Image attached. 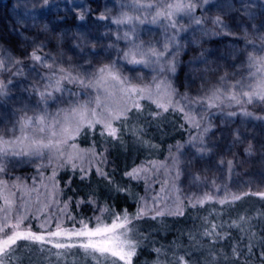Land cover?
<instances>
[{
  "label": "snow or ice",
  "instance_id": "snow-or-ice-1",
  "mask_svg": "<svg viewBox=\"0 0 264 264\" xmlns=\"http://www.w3.org/2000/svg\"><path fill=\"white\" fill-rule=\"evenodd\" d=\"M116 2L119 3L120 11L115 16L107 14L111 11L107 7L104 12L92 16L91 9L87 6L77 5L82 8V11L77 13V19L85 21V13H87L99 33L98 35L74 34L72 39L82 40L83 45L72 44L68 47L67 33L51 32L45 24L31 39L32 50L29 52L25 49L21 53L29 61L28 64L12 55L8 49L0 48V76L7 74L6 79H0V97H6L13 88L21 87L20 77L25 76V67L28 68L29 73L35 74L29 86L22 88L29 98L35 97L33 115L29 117L24 112L16 121L21 132L27 128L32 131V135L16 139H4L0 136V176L9 174V166L15 168L21 164L37 165L35 171L42 175L41 168L45 167L44 161L48 162V166L56 164L57 167H70L73 172L79 167L81 173L79 178L81 181H89L87 185L89 191L85 198L76 200L74 206L78 208L84 204L92 211V215L79 219L70 211H64L73 203L72 198L68 197L62 201L63 219L60 216L50 217L39 207V200H37L39 215L29 214L23 203V195L19 197L22 201L19 205L16 204V196L17 192L38 194L35 180L32 187L28 188L20 177H9L11 184L0 179V199L4 201L3 208H0V264H12L14 259H18L16 253L22 247L19 244L21 241L39 245L41 250L45 245H51L52 248L65 253H72L75 250L73 254L90 258L91 264H134V260L143 250L142 241L148 240V237L141 234L137 225L141 221H156L166 214L183 215V211L179 207L161 209L157 206L158 197H153V203L149 205L145 198L137 196L132 191L133 181L138 182L143 179L147 184V173L156 171L154 161L148 160L125 168L120 179L117 180L115 169L111 172L106 170L109 147L120 151L137 152L142 149H155L156 145L146 139L148 129L155 126L160 130V124L167 119L166 113H181L184 122L190 128L200 129L201 122L208 121L207 126L202 129L206 134L211 123L205 113H210L214 108L222 109L225 102L227 107L233 104L241 108L246 104L264 105V0H261L259 11L254 10L255 0H248V3H243L242 0L243 13L252 21L250 27L255 34V38L249 39L246 31L242 37L245 41L244 48L235 51L242 65L246 57L249 69L247 80L236 79L238 74L235 73L230 78L225 72L217 76L214 84L205 81L210 86H202L196 97H189L186 93L179 94L176 88L159 77L169 73L174 74L176 71L173 61L177 53H173L172 59L168 58L167 53L170 44L176 49L181 47L177 37L186 29L180 24V20L188 18L196 26V30H202L204 19L202 16H197L196 11L205 10L212 0H155V2L116 0ZM55 6V0L51 2L42 0V4L39 0H35L33 3V8L39 7L42 11ZM216 6L229 19H234L229 16L222 4ZM230 7L234 9V5ZM234 10L241 11V9ZM151 13L155 14L151 15V20H148V15ZM257 16L260 17L259 26L256 24ZM158 20L166 21L165 28L171 29V34L166 33V41L159 49L155 44L151 42L146 44L140 38V26L146 22L155 24ZM212 23L225 35H233L232 26L221 16H216ZM113 25L116 26L115 34L111 32ZM120 26H124L126 30L121 32ZM101 27L109 31H100ZM105 39L111 40L112 43L103 44L102 41ZM257 39L260 41L259 46L256 44ZM121 41L124 43L123 48L119 47ZM50 44H54L56 55L43 52V49ZM98 44L102 51L97 50ZM250 47L260 54L250 53L248 51ZM66 48L67 51L75 50L76 61L67 55ZM102 55L105 59H98ZM64 63L68 64L67 68L64 67ZM232 67L235 68L236 65L233 64ZM147 68H151L154 73L151 80H147L141 74ZM40 69L46 71L41 72ZM125 69L133 75H124ZM252 69L255 71H251ZM230 79L235 82L230 83ZM67 84L77 85L88 98L81 101L80 93L66 87ZM177 95H180L184 103H178L174 99ZM53 105L57 108L55 113L49 111ZM194 105L201 107L200 119L194 115ZM233 115L236 113H229V116ZM243 115L252 116V113L244 111ZM98 126L99 131H97ZM10 131L14 133L16 126L13 125ZM126 136L129 137L128 141L125 140ZM81 138L85 141L91 138L89 149L79 148L77 140ZM197 140L199 147L196 145ZM188 143L196 149L193 159L204 160L211 152V148L204 144L203 135L190 136ZM97 144L100 145L99 150ZM175 147L179 152L182 145L177 143ZM261 147L264 148V145ZM169 151L171 153V146ZM246 152L251 154V146ZM82 153L89 155L87 167L82 166L84 163ZM77 160L81 161L80 166L77 165ZM180 163L178 157H172L175 169L173 178L177 180L181 175ZM228 163L231 167L232 162ZM191 164L192 160L187 161L189 167ZM93 172L97 178L96 187L91 184ZM55 175L56 172L53 170V178ZM189 175L193 183L199 182L200 177L197 172L189 171ZM68 183L71 184V181ZM212 183L215 184V181ZM113 193L117 197L123 194L125 199L139 200L140 204L136 206V211L129 213L127 208L117 211V205L112 203ZM253 195L264 197V192ZM64 196V190L57 189L53 179L51 192L45 193L44 207H50L57 197ZM213 199V196L205 193L194 201L190 200L189 203L195 208ZM240 199V195L231 193L225 188L223 196L217 199L216 203L228 204L231 207L232 203ZM20 208H25V211L20 212ZM220 217L221 214H217L219 223L204 218L198 230L200 239L207 240L210 247L197 243L190 232V244L188 248L183 249V255L180 254V249L173 248L169 257L168 251L164 250L163 246L153 251L158 257L163 254L169 264H264V226L252 223V219L259 217L246 220L244 216H238L239 223L231 219L224 221ZM33 220L37 221V231L32 230ZM244 224H247L246 228ZM232 231H236L237 235L232 236ZM224 244H227V252L222 250ZM154 264H161L159 258Z\"/></svg>",
  "mask_w": 264,
  "mask_h": 264
},
{
  "label": "rangeland",
  "instance_id": "rangeland-1",
  "mask_svg": "<svg viewBox=\"0 0 264 264\" xmlns=\"http://www.w3.org/2000/svg\"><path fill=\"white\" fill-rule=\"evenodd\" d=\"M35 0H4L0 2V48L3 49H8L12 55H14L16 58L19 56L20 58H25L21 53L23 50L31 51V39L36 35L37 30L39 29L38 27L33 26V22H37V20L40 18V25L43 27V25L47 24L48 27L52 26L55 29V32L63 31L67 33L68 37V47H71L72 44H81L83 45V41L80 39H72L74 34H81V35H86L88 33H91L93 35H98L96 31V26L93 24L91 17L85 13L86 20L82 23H77L71 27L65 25V24H60L58 23L55 18H54V12L50 13H45L44 11L40 10L39 7L33 8V3ZM39 3L42 4V0H39ZM78 4H83L87 6L91 11H94L97 15L100 14L101 12L105 11V7L108 9H111L110 13L113 11V7L110 4V0H91L89 2H84L83 0H73L70 1L69 4H64L62 5V9L64 12H67L69 17L72 19L74 12L80 13L82 11V8L77 6ZM256 11H259V6L256 5V8L254 9ZM230 12V11H229ZM228 12V13H229ZM231 13V12H230ZM229 13V14H230ZM108 14V13H107ZM220 16L234 28L235 26L238 27L237 31L238 34L241 37L245 34L247 31L249 39L255 38V34L253 32V29L250 27L252 24V21L249 20L247 17H245V21H240L238 24H233L232 19H229L228 16H225L224 13L221 11ZM154 15V14H151ZM151 15H148V20H151ZM35 20V21H34ZM187 21V23H186ZM167 22L165 21L163 23L162 20H158L157 23L151 24L147 23L146 27H144L140 31V38L147 44L148 42H151L156 45V47L162 48L163 44L166 41V33L171 34V29H166L165 24ZM260 23V17L257 16L256 19V24L259 26ZM180 24L184 26L186 30L189 29L190 26H195L193 25L188 18H184L180 20ZM66 27V28H65ZM121 32L126 30L124 26H120ZM103 31H109L108 29H103ZM227 31V30H226ZM22 34H19V33ZM111 32L115 34L116 32V26L113 25L111 28ZM190 32L191 36V41L190 38L188 37V41L186 39ZM182 31L179 33V36L177 37L178 42L183 41L186 43L179 49H176L174 46L171 44L169 45V51L167 53V56L169 59H172L173 53H177L175 55L174 61L178 59L184 60L185 58H188L187 56L189 55L188 51L192 52L197 64L200 63L202 58L205 56V52H209V49L203 50V47L199 48L198 43L200 42L203 43V38H206L208 34L206 32H202L201 30H196V28H190L188 31ZM196 41H195V40ZM225 41V40H224ZM109 43H112L111 40H108ZM189 42L191 44L189 50H188V45ZM94 43V41H93ZM103 43V41H102ZM222 44L223 41L221 42ZM257 46H259L260 41L257 39L256 40ZM201 45V44H200ZM205 45V44H202ZM97 46H100L99 44ZM227 46L232 47L231 52V57H236L235 47L230 46L227 44ZM120 48L124 47V43L121 41L119 44ZM67 51V48L65 49ZM74 51H67V55L72 57L73 61L77 60V57L74 55ZM250 53H253L255 55H259L260 53L251 47L248 49ZM44 53H49L51 52L53 55H56V52L54 51V44L49 45V47L43 49ZM230 57V58H231ZM59 59V57H57ZM67 59V57H65ZM98 59H105V57L102 55L98 57ZM239 59V58H237ZM190 59H188L186 62H189ZM242 65V64H241ZM240 65V66H241ZM243 66V65H242ZM64 67L67 68L68 64L64 63ZM126 70V69H125ZM147 70L150 72L148 75H144L147 80H151V77L154 73H152L151 68H147ZM236 71V72H235ZM234 73L238 74L236 77L238 79H245L249 77V72L246 74L241 72L238 67H236ZM43 72V69L41 70ZM128 72V71H127ZM176 73L174 74L177 76V70L175 71ZM24 73L25 76L23 79L26 81V84L29 86L30 82L33 81L34 79V73H29L28 68H24ZM127 76H132V75H127ZM162 78V77H161ZM21 79V77H20ZM15 83V82H14ZM178 83H181L179 80ZM24 87V84L22 82L21 87L19 88H13L10 92V94L6 97H3L5 101L9 104H12V107L17 109L19 111V114L22 115L24 112L27 113L29 117L33 115V109L35 106V97L34 99L31 97L29 98L28 94L22 90ZM74 91V90H73ZM79 91L81 92V89L79 88ZM67 95V94H66ZM81 101L86 100L87 98H83L80 95ZM60 107H66V105H60ZM57 110L56 106L53 105L49 108V111L52 113H55ZM194 115L196 116L197 119H200L202 112L198 114L195 113ZM230 118H233L231 116ZM16 121V120H15ZM239 124L235 127L236 130V141L235 144L237 147L239 146H245L246 149H249V146H251V154H248L245 149V158H242V156L239 155H233L227 153L226 150H224V140L225 137L224 133L220 132L217 133L213 131L210 127L209 131L204 134L202 131L195 133L193 137H197L199 135H203L204 138V144L208 145L209 148H211V154L216 156L217 158L212 159V161L217 162L218 160L220 161L219 164L222 165V163H225L226 159L227 162L223 166H228L229 161H231V167H228L226 170L227 176L222 177L220 172H218L216 169L213 170V173L215 176L219 175V180L215 181V190L214 193L217 195L218 199L223 196L224 189L226 188V185L231 182L232 179V170L236 166V178L241 179L243 177V171L249 172V174L253 171L254 167V162L258 157H261V171H254L256 179L257 180H262L263 179V184L261 185L259 182H255V186H260L264 187V148L261 147V145H264V130L260 132V136L258 137V134H255V124L258 125L257 118L253 116H239L238 118ZM264 123V119L262 120ZM208 123V122H207ZM207 126V125H206ZM17 130V129H16ZM97 131H99V127H97ZM12 132V131H11ZM18 135L22 132L21 130H17ZM25 135H32V131L25 128L24 131ZM13 133V132H12ZM14 134V133H13ZM21 136H24L23 134ZM15 135V134H14ZM127 137V140H129V137ZM98 139V137H97ZM91 138L89 140L85 141L84 139H78L77 144L80 149L85 150L89 149L86 147H83L82 145L89 146L91 143ZM82 144V145H81ZM197 147L200 146L199 141H196ZM99 146V144H97ZM113 150L115 148H112ZM155 149L152 150H146L145 153L148 156H154ZM196 149L192 147V144L190 143L185 150H181L177 152L176 154L171 155L168 157L167 161H163L162 164L156 165V171H157V177L159 179V182L165 183L164 191L168 192L171 194V196H167L168 200L171 201L170 204L166 206V209H176L177 207L180 208V205L182 204V200L188 199V200H194L195 198L201 197L202 194L205 192V189L199 185V182L193 183L191 176L189 175V171H195L198 173L199 177L202 178V172L201 167L198 166V162L201 160L199 158L193 159L195 155ZM244 153V152H243ZM261 153V154H260ZM84 157V163L82 166L87 167L88 166V159L89 155L87 153H82ZM259 155V156H258ZM262 155V156H261ZM176 156L180 160V165L179 167L181 168L182 166L184 168L181 169V175L180 178L174 179L173 175H169V171H175L173 168L172 164V157ZM108 158V157H107ZM192 160V164L189 167L187 165V161ZM208 160H211L210 158ZM254 160V161H253ZM45 167L41 168V172L43 173L42 175H39L36 171L35 168L37 165H31V164H21L17 166V171L14 174L15 177H22V182L27 185L28 188H31L33 185V180H35L36 184L35 187L38 190L37 192L33 193H28V194H21L17 192L16 196V204L19 205L22 203V201L19 199L21 195H23V203L26 205V210L29 214L31 213H36L39 215L37 212V200H39V207L42 208L45 212L49 214L50 217L52 216H60L62 219L64 218L63 212L61 211V208H59V197H57L56 201L54 203H51L50 207L45 208V193L46 192H51L52 187H53V179L56 182V176L58 172L63 168V167H57L56 164H52L51 166H48V162L44 161L43 162ZM76 163L78 165H81V161L77 160ZM95 163V161H93ZM108 165L107 167H114L109 163L108 160ZM205 166H212L210 163L206 164ZM53 170H55L56 175L53 178L52 173ZM77 176L80 177V172L77 169L76 171ZM181 177L184 179L181 180ZM211 178V177H208ZM0 179L6 180L11 184L12 182L9 181L7 176H0ZM214 181V180H212ZM167 182V183H166ZM169 182V183H168ZM254 185V184H253ZM243 185L237 183V181H234V185L230 190H228L231 193H236V188H241ZM57 189L59 187L57 186ZM219 189V191H217ZM154 190H148L147 195L145 197L147 203L151 205L153 203V197H158L157 195L153 196ZM158 193L159 190H157ZM238 194V193H237ZM244 197H241L240 200L235 201L234 203L231 204V207H229L228 204L225 205H216V206H210L209 209L204 213L201 209V212L199 215L202 217V220L204 218H208L211 220L213 223H219V219L217 218V214H221V217L224 221H228L229 219L231 220H237L239 223L240 221L238 220V216H244L246 220L253 218V217H259V219H252V223L256 224L259 223L260 225L264 226V215H260L261 213H264V197H261L259 195H254V197H250L247 199H243ZM158 201V200H157ZM0 208H3L4 206V201L0 199ZM202 207V206H201ZM20 212L25 211V208H20ZM64 211H68V209H64ZM15 212V210H14ZM13 212V214H14ZM134 213V212H132ZM99 214V213H97ZM83 217L80 216L79 218H86L87 216L92 215V211H90L89 208L87 210H84L83 212ZM201 220V222H202ZM14 222V221H12ZM27 223V222H25ZM34 226H37V221L33 220L31 223V227L33 231H37V228H34ZM201 224L194 230L191 231L193 237L197 241V243H202L207 247H210L211 245L208 244L207 240H201L199 235H198V230L200 228ZM139 229H143L145 231H141V234L143 236L148 237V240L142 241V249L146 246L147 241L150 239L151 231L148 230V225L146 222L141 221L138 224ZM244 227H247V224H244ZM180 230H178L179 233ZM219 231V229H218ZM255 231V229H254ZM158 233H161V236L167 237L168 232L164 233V231L158 230ZM180 236H182V232H180ZM237 235L236 231H232L231 235L233 234ZM183 242V243H181ZM22 247H20L19 251L16 253V257L18 259H14L12 264H91L90 258H85L81 254H73L75 253V250L72 251V253H65L62 250H58L55 248H52L51 245H45L43 250L40 249L39 245H33L31 242H24L21 241L19 242ZM190 241H189V233H183V237L180 239L173 241L172 243L169 244H158L154 247L155 248H161L163 246L164 250H167L169 248H178L180 249V254L183 255V249H186L189 247ZM222 250L224 252L228 251L227 244L222 245ZM156 254V253H155ZM155 257V256H154ZM159 257H151L150 259L147 257V255L142 256L141 261L138 263L134 264H154V262L158 259ZM255 259V257H253ZM161 264H169L168 260L165 257L161 258Z\"/></svg>",
  "mask_w": 264,
  "mask_h": 264
},
{
  "label": "trees",
  "instance_id": "trees-1",
  "mask_svg": "<svg viewBox=\"0 0 264 264\" xmlns=\"http://www.w3.org/2000/svg\"><path fill=\"white\" fill-rule=\"evenodd\" d=\"M4 0H0L2 2ZM70 1L73 0H55V7L44 11L45 13L54 12V18L55 20L60 24H65L71 27L77 23H82L84 21H79L77 19V12H74L72 19L69 17L67 12H64L62 9V5L69 4ZM84 2H89L91 0H83ZM51 2V0H50ZM124 2H130V0H124ZM141 2H155V0H141ZM243 3H248V0H243ZM261 3V0H255V4L259 6ZM110 4L113 7V11L111 13H108V15L115 16L119 13L120 7L119 3L116 2V0H110ZM222 4L224 8L227 9V11L230 13L229 16L233 17L232 23L238 24L240 21H245V15L242 10V0H212V3H210L205 10L197 9L196 15L202 16L204 19V24L202 26V32H206L208 36L206 38H203V43L200 42L199 48L201 46L203 47V50L209 49V52H205V56L202 58L200 63L197 64L192 52L188 51L189 55L188 58H185L184 60L178 59L176 60L175 66L177 70V76H175L172 73L167 74L166 76H163L162 78L159 77L161 80H166L168 83H170L174 88L177 89L178 93L183 95L187 94L189 97H196L198 91L201 90L202 86L209 87V84H206L205 81H210L211 83H215L218 75H223L225 72L229 74V77L231 78L232 74H234V71L236 67L243 72L247 73L249 72L247 63H246V57L245 63L243 66L240 63V60L237 59L238 57H231V48L227 46H233L236 48V50L243 49L245 46V41L242 39L237 31L238 27H234L231 29L233 32V35H225L221 30L215 26L212 23V20L216 16H220L221 9L217 7L216 5ZM234 5V9H241V11H235L230 6ZM125 11H128V9H125ZM92 16H96L97 14L94 11H91ZM224 13V12H223ZM132 14V13H130ZM139 15V13H136ZM155 14V13H151ZM149 14V15H151ZM59 18V19H57ZM35 21V20H34ZM40 18L37 20V22H33V26L41 28L42 26L39 23ZM165 21H163L164 23ZM187 23V21H186ZM147 22L144 25H141V30L146 27ZM196 28V26H190V28ZM66 28V27H65ZM51 32H55V29L50 26L49 27ZM103 27L100 28V31H103ZM188 29V30H189ZM107 30V29H106ZM186 30V33L187 31ZM98 33V32H97ZM19 34H22L21 32ZM189 36L186 37L188 41V37L191 41L190 32H188ZM244 36V35H243ZM43 39V37H41ZM195 40V39H194ZM225 40V41H224ZM196 41V40H195ZM223 41L222 44L221 42ZM108 40H103V44H108ZM183 41H179V44L182 45L185 44ZM189 43V42H187ZM120 44V43H119ZM205 44V45H202ZM53 46V44H52ZM191 44L188 45V50L190 48ZM184 49V45H183ZM98 51H102L100 46H97ZM253 54V53H252ZM255 55V54H254ZM231 57V58H230ZM18 59L24 60L25 64H28L29 61L26 58H20L17 56ZM223 58V59H222ZM188 59H190L189 62H186ZM235 64L236 67L233 68L232 65ZM241 65V66H240ZM42 69H40L41 71ZM46 70L43 69V72ZM251 71H255V69H252ZM236 72V71H235ZM144 75H148L150 72L147 69H144L142 72ZM124 75H133L132 73L127 72V70H124ZM7 74L4 76H0V79H6ZM238 79V77H236ZM24 87H28L26 84L25 79L21 77L20 79ZM181 81V83H178V81ZM15 82V80H14ZM234 80L230 79V83H234ZM66 87L71 88L74 90V92L80 93V95L83 98H88L85 96L82 92L79 91V87L75 84H67ZM247 90V89H246ZM34 99V97H32ZM174 99L178 103H184L180 99V95H177L174 97ZM147 103V102H145ZM154 107V106H153ZM194 111L196 114L199 115L201 112L200 105H194ZM247 111L252 113V116L257 118L258 125L255 124V134H258V137L260 136V132L264 130V123L262 120L264 119V105L259 104H246L243 108L241 106L233 104L231 107H227V102H225V106L221 108H214L211 110L210 113H205L208 115L211 128L214 129L213 131L217 133H224L225 140H224V150L227 151L229 154L241 155L242 158H245V146H239L235 144L236 139V126L239 124L238 118L241 116V118L244 116L243 112ZM236 113V115H233V118H230L229 113ZM19 111L17 109L14 110L12 107V104H9L5 101L3 97H0V136H2L4 139H16L20 137V134L18 135L17 130H20L19 124H17V117L19 116ZM165 116L167 119L163 120L160 124V130H158L155 126L148 129V136L146 139H149L152 144L156 145L154 156H148L146 155L145 151L148 149H142L139 152L134 150L129 151H120L118 149H112V147H109V154H108V160L109 163L114 167H107L106 170L111 172L113 169L116 171V179H120V175L122 171L125 168H129L131 166L139 165L142 162H146L148 160L154 161L155 164L158 166V164H162V162L165 160L167 161L168 157H170L173 154L177 153L176 144L179 143L182 145L179 151L185 150L187 146L190 144L188 143L190 136L193 137L195 133L201 132L203 127L207 125L208 121H202L201 122V128H190L188 124L184 122L183 116L181 113H166ZM16 120V121H15ZM13 125L16 126V131L14 134L10 131V129L13 128ZM183 125V127H181ZM99 127V126H98ZM22 134L25 136V132H22ZM21 134V135H22ZM125 140H127V137H125ZM91 143V142H90ZM264 143V142H263ZM82 145V144H81ZM83 147L90 148L91 144L89 146L82 145ZM171 146V153L169 151V148ZM100 145L97 146V149L99 150ZM244 152V153H243ZM261 154V153H260ZM259 156V155H258ZM262 156V155H261ZM211 160H208V159ZM217 158L215 155L213 156L211 153H208V155L205 157L204 160H201L198 162V166L201 167L202 172V178L200 177L199 185L203 189H205V192L202 194V196L207 193L214 197L213 200L207 201L204 203V205L201 207L200 205H197V207L193 208L191 207L188 199L182 200V204L180 205V209L183 211V215H165L163 218H158L156 221H143L146 222L148 225V230L151 231L150 240L147 241L146 246L143 248V250L139 253L138 258L134 260V263H138L141 261L142 256L147 255V257L150 259L151 257L155 258L158 257L157 254L153 251L154 247L158 244H169L173 241H176L183 237V233H190L191 231H194L200 224L202 217L199 215V213L202 211L205 213L210 206H216L219 205L216 203V200L218 199L217 195L214 193L215 186L212 183V180L218 181L219 175L215 176L213 173V170H217L220 172L222 177L227 176L226 170L228 169V166H223L225 163H222V165L219 164V160L217 162L212 161V159ZM254 161V160H253ZM210 163L212 166H205L206 164ZM78 165V163H77ZM79 166V165H78ZM109 166V165H108ZM9 174L6 175L7 178L13 177L14 174L17 171V167L11 168ZM184 168L183 166L180 168ZM79 170V167L77 168ZM236 166L232 170V179L229 184L226 185L227 190H230L232 186L234 185V181L236 180L237 183L243 185L241 188H236L237 195H240L241 197H244L243 199H247L250 197H254V193H262L264 192V187L255 186V182H259L261 185L263 184L262 180H257L254 171H261V157H258L254 162L253 171L249 174V172L243 171V177L241 179L236 178ZM77 171V170H76ZM76 171L73 172V170L70 167H63L56 176V183L59 189H63L65 196L63 198L59 197V208L63 207V200H66L68 197L72 198L73 203L69 204L68 211L72 213V215L77 216L79 219L80 216H84L83 212L84 210H87V206L84 204H81L80 207H75L74 203L76 200L82 199L86 197L87 192L89 191V188L87 187L89 181H81L79 176H77ZM174 171H169V175H173ZM157 171L154 173L149 172L147 173V184L143 179L140 181H133L132 182V191L139 197L145 198L147 195L148 190H154L153 196H158L157 206L161 209H166V206L171 203V201L168 200L167 196H171L166 191H161V188L163 187L165 183L161 181L159 182V179L157 177ZM81 174V173H80ZM144 175V174H142ZM211 177V178H208ZM23 178V176L21 177ZM184 178L181 177V180ZM11 181L10 179H8ZM71 181V184L68 182ZM12 182V181H11ZM167 183V182H166ZM169 183V182H168ZM91 184L93 187H96L97 184V178L95 177V174L93 172L91 177ZM254 184V185H253ZM147 189V190H146ZM159 190L160 193L157 192ZM244 193H248V195H244ZM113 200L112 203L114 205H117V211H120L121 208H127L129 213L136 211V206L140 204L139 200H135L133 198L125 199L123 194H121L119 197H117L114 193L112 194ZM201 196V197H202ZM256 197V195H255ZM194 201V200H193ZM1 204V202H0ZM135 205V206H134ZM152 205V203H151ZM79 214V215H78ZM27 225V223H25ZM138 227V225H137ZM34 228H37V226H34ZM139 228V227H138ZM38 230V229H37ZM141 231H145L142 228ZM161 230L164 231V233L168 232L167 237L161 236V233H158L157 231ZM178 230L179 233H178ZM146 232V231H145ZM180 232H182V236H180ZM192 233V232H191ZM233 234V233H232ZM233 236H236L233 234ZM183 243V242H181ZM171 248L167 249L169 257L171 256ZM155 256V257H154ZM165 257L163 254L159 255V260L161 261V258Z\"/></svg>",
  "mask_w": 264,
  "mask_h": 264
}]
</instances>
